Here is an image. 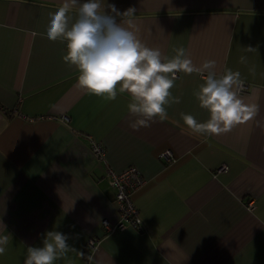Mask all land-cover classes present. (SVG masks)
<instances>
[{"label":"crops","instance_id":"obj_1","mask_svg":"<svg viewBox=\"0 0 264 264\" xmlns=\"http://www.w3.org/2000/svg\"><path fill=\"white\" fill-rule=\"evenodd\" d=\"M107 3L134 8L117 22L132 20L164 56L184 47L196 66L213 59L218 74L239 71L240 95L258 113L225 134L193 132L181 113L209 118L193 94L204 77L179 72L171 93L180 102L134 130L131 97L117 90L109 101L77 87L66 42L47 38L62 0H0V235H9L0 264H25L48 231L85 253L54 264H90L87 256L91 264H264V0ZM130 165L143 177L130 194L142 225L105 231L100 220L119 214L110 173Z\"/></svg>","mask_w":264,"mask_h":264},{"label":"clouds","instance_id":"obj_2","mask_svg":"<svg viewBox=\"0 0 264 264\" xmlns=\"http://www.w3.org/2000/svg\"><path fill=\"white\" fill-rule=\"evenodd\" d=\"M134 12V8H129L121 13L107 0H62L57 10L49 13L47 38L66 42L63 60L78 70L77 87L109 101L117 98V90L127 93L131 97L129 113L136 118L130 123L134 130L150 127L157 118L163 120L166 106L180 102L171 93L179 72L204 77L193 94L209 118L198 122L191 114L181 113L193 132L225 134L257 115L258 106L245 103L240 95L245 82L239 71L226 68L218 74L213 59L196 66L184 47L175 49L176 54L168 58L159 48L146 46L132 30V20L117 22V17H130ZM240 62H246V57L242 56ZM68 239L59 231L46 232L42 247L27 248L25 264H54L70 252L84 258L85 253L69 245ZM8 240L9 235H0V254ZM86 258L91 264L92 256Z\"/></svg>","mask_w":264,"mask_h":264},{"label":"built area","instance_id":"obj_3","mask_svg":"<svg viewBox=\"0 0 264 264\" xmlns=\"http://www.w3.org/2000/svg\"><path fill=\"white\" fill-rule=\"evenodd\" d=\"M244 89L245 86L242 92H244ZM91 147L97 157H103L104 149L100 143L91 141ZM163 155L168 159L171 156V153L167 150L163 152ZM220 168L225 169L224 166H221ZM110 176L109 182L115 189V200L118 205L119 214L115 223H110L107 219L102 218L100 222L103 229L105 231L113 229L122 230L128 226L139 229L142 225L141 218L131 200L130 194L142 184L143 177L138 168L134 165L127 166L119 172L111 171ZM96 241L95 238H89L87 244L89 246H94Z\"/></svg>","mask_w":264,"mask_h":264}]
</instances>
